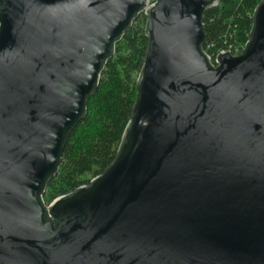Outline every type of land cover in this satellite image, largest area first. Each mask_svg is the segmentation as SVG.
Masks as SVG:
<instances>
[{"label":"water","instance_id":"1","mask_svg":"<svg viewBox=\"0 0 264 264\" xmlns=\"http://www.w3.org/2000/svg\"><path fill=\"white\" fill-rule=\"evenodd\" d=\"M220 0H0V264H264V0L244 51H203ZM146 13L114 163L47 203L113 45Z\"/></svg>","mask_w":264,"mask_h":264},{"label":"trees","instance_id":"2","mask_svg":"<svg viewBox=\"0 0 264 264\" xmlns=\"http://www.w3.org/2000/svg\"><path fill=\"white\" fill-rule=\"evenodd\" d=\"M260 1L220 0L219 5L207 8L203 14V48L209 44L211 51L218 53L249 41ZM146 23V15L140 13L114 43L111 56L103 64L101 80L87 102V112L70 132L56 174L46 182L43 201L46 197L51 202L89 184L118 157L133 117L148 48Z\"/></svg>","mask_w":264,"mask_h":264},{"label":"built area","instance_id":"3","mask_svg":"<svg viewBox=\"0 0 264 264\" xmlns=\"http://www.w3.org/2000/svg\"><path fill=\"white\" fill-rule=\"evenodd\" d=\"M155 0H151V2H154ZM141 13H144L146 15L145 12H141ZM247 43V42H246ZM246 43H241L240 45L236 46V48H232V47H226V48H223L221 49L218 53H215V52H212L211 51V46L208 44L206 47L203 48V51L205 54H208L210 56L209 58V62L211 63V65H213L215 68L217 66H219L221 63H220V60L218 61L217 60V55L222 51V50H225V51H228L232 54V55H239L241 54L243 51H244V47L246 46Z\"/></svg>","mask_w":264,"mask_h":264},{"label":"rangeland","instance_id":"4","mask_svg":"<svg viewBox=\"0 0 264 264\" xmlns=\"http://www.w3.org/2000/svg\"><path fill=\"white\" fill-rule=\"evenodd\" d=\"M45 200H46L47 203H49V201H48V199L46 197H45Z\"/></svg>","mask_w":264,"mask_h":264}]
</instances>
